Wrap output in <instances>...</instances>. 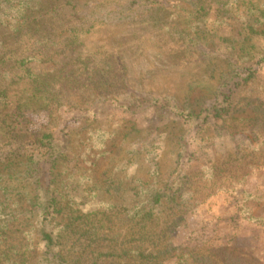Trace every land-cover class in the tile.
I'll return each mask as SVG.
<instances>
[{"label": "trees", "instance_id": "obj_1", "mask_svg": "<svg viewBox=\"0 0 264 264\" xmlns=\"http://www.w3.org/2000/svg\"><path fill=\"white\" fill-rule=\"evenodd\" d=\"M213 7L218 21L233 24L237 40L207 29ZM119 24L131 36L145 34L140 38L155 41L160 50L165 45L172 53L196 57L207 49V60L209 54L224 51L227 67H222L221 84L206 115L168 96H150L148 101L196 134L214 131L236 143L231 152L210 161L209 192L220 191L223 178L244 180L259 167L264 101L249 100L238 109L222 89L235 84L241 71H246L245 82L251 80L264 62V49L258 46L264 41V0H0V264L213 263L201 250L176 246L171 239L184 208L192 206L184 197L194 207L199 204L191 196L195 177L180 157L172 180L156 181L160 171L154 153L146 159L148 179L131 178L133 188L106 179L107 193L124 192L121 202H106L96 184H87L89 200L84 203L82 197L79 205L64 184L70 175L63 165L73 142L62 128V112L89 114L131 93L129 62L119 53L122 44L114 47L106 39ZM217 120L235 125L224 128L214 124ZM186 135L179 138L181 149L187 148ZM196 173V183L205 179ZM244 196L264 201V195ZM225 250L211 253L232 264L236 256Z\"/></svg>", "mask_w": 264, "mask_h": 264}, {"label": "rangeland", "instance_id": "obj_2", "mask_svg": "<svg viewBox=\"0 0 264 264\" xmlns=\"http://www.w3.org/2000/svg\"><path fill=\"white\" fill-rule=\"evenodd\" d=\"M206 27L219 37L234 41L238 38V32L229 20H217L214 7L210 10ZM140 36H131L129 29L119 24L113 25L106 37L109 43L114 42L113 45L111 43L114 47H120L119 42L122 44L119 53L129 62L126 73L131 83L130 94L123 96L119 103L108 101L89 114L78 110L62 112V128L72 136L73 142L69 145V158L63 165L70 175L64 184L69 185L74 197H78L79 205L82 197L85 198L84 203L89 200L84 193L87 184H96L99 187L97 193L106 202H121L124 192L121 195L111 191L107 193L106 179L133 188L136 184L131 183V178L148 179L146 159L149 158L147 155L154 153L158 155L160 171L156 181L172 180L176 177L171 175L180 157L186 172L195 177L191 196L197 198L195 203L199 204L194 207L189 196L184 197L192 206L189 210L184 208L180 226L172 232L174 245L201 250L211 257L212 264H225L220 262L222 260L217 253H211L219 249L235 254L232 264L238 261L240 264H264V201L247 200L244 196V193L258 197L264 195V154L260 158L259 153V167H254L249 177L244 180L242 176L240 179L223 178L218 181L221 190L209 192L207 189L211 184L206 181V175L212 164L210 161L224 152H231L236 143L214 131L211 135L209 131L196 134V130L189 129L178 117L164 114L158 104L156 107L148 101L150 96H168L186 107L193 105L196 111L202 110L206 115V110L214 105L215 93L221 84L222 67H227V62L221 57L224 51L209 54L211 57L207 60V49H201L196 57L172 53L170 47L162 45L163 50H160L155 41ZM113 37H116L115 40ZM258 46L264 49V41ZM243 65L247 66V63ZM257 69L251 80L245 82L246 71H241L235 84L222 89L224 94L233 96L238 109L244 108L249 100L264 101V62ZM250 114L248 109L246 115ZM215 123L224 128L235 125L234 122L224 124L220 120ZM186 133L188 145L181 149L179 138ZM2 152L3 155L7 153L5 149ZM196 172H200L205 179L196 183ZM79 190L83 193H78ZM82 207L87 209L89 204ZM245 210L249 213L246 217L243 214ZM250 217L256 220L252 221ZM35 259L36 256L33 262ZM165 264L176 263L169 261Z\"/></svg>", "mask_w": 264, "mask_h": 264}]
</instances>
